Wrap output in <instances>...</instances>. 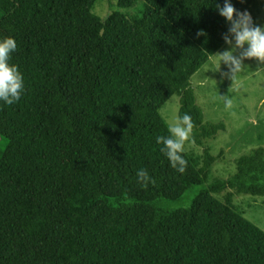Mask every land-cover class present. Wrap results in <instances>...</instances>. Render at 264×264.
Returning a JSON list of instances; mask_svg holds the SVG:
<instances>
[{
    "label": "trees",
    "instance_id": "obj_1",
    "mask_svg": "<svg viewBox=\"0 0 264 264\" xmlns=\"http://www.w3.org/2000/svg\"><path fill=\"white\" fill-rule=\"evenodd\" d=\"M100 1L0 0V264H264L233 204L264 196V147L211 179L160 114L177 94L196 145L225 129L191 77L264 0Z\"/></svg>",
    "mask_w": 264,
    "mask_h": 264
},
{
    "label": "rangeland",
    "instance_id": "obj_2",
    "mask_svg": "<svg viewBox=\"0 0 264 264\" xmlns=\"http://www.w3.org/2000/svg\"><path fill=\"white\" fill-rule=\"evenodd\" d=\"M141 5L139 2L136 8ZM113 8H116V0H101L96 11L106 17ZM246 23L247 17L242 13L227 42L191 77L205 122L222 121L225 129L199 146L192 141L191 130L179 119L180 98L177 94L160 109L161 116L187 152L202 155L208 150L216 156L211 179L228 178L235 173L236 158L253 148L264 147V48L256 53L257 35H264V9L257 12L252 24L256 35L246 30ZM5 143L6 139L0 137V145ZM195 190L186 191L182 198L171 201L169 206H188ZM217 197L224 200L223 193ZM233 204L264 230V196L234 195Z\"/></svg>",
    "mask_w": 264,
    "mask_h": 264
},
{
    "label": "water",
    "instance_id": "obj_3",
    "mask_svg": "<svg viewBox=\"0 0 264 264\" xmlns=\"http://www.w3.org/2000/svg\"><path fill=\"white\" fill-rule=\"evenodd\" d=\"M246 15H247V23H246V30L249 32H252L254 35H256L257 33L255 32L253 26H252V16L249 13L248 10L245 11ZM258 38V47L256 50V53H259L262 48H264V35H257Z\"/></svg>",
    "mask_w": 264,
    "mask_h": 264
}]
</instances>
